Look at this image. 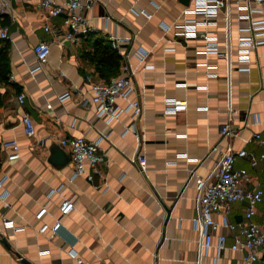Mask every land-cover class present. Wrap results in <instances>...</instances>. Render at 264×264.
<instances>
[{"label": "crops", "instance_id": "obj_1", "mask_svg": "<svg viewBox=\"0 0 264 264\" xmlns=\"http://www.w3.org/2000/svg\"><path fill=\"white\" fill-rule=\"evenodd\" d=\"M189 1L91 0L84 15L92 29L70 42L64 36L67 27L63 15L48 18L39 0H12V8L4 15L9 38L0 44L7 48L9 64L8 80L0 81V177L7 176L9 207L0 200V214L13 219L16 226L26 227L14 232L3 228L0 220V264H77L70 249L85 264H198L199 234L192 221L195 177H207L229 145L247 151L234 162L235 167L247 170V187L264 191L263 146L247 141L253 132L264 128V45L252 49L249 71L237 69V27L244 22L237 19L234 0H230V94L234 112L229 122L238 128L239 135L221 134V125L228 122L225 56L197 53L200 40H185L176 28L165 31L160 26V22H176ZM133 6L146 9L152 16L146 18ZM47 21L53 24L50 32L44 30ZM225 22L222 10L215 28L221 48L226 40ZM108 33L131 38L122 48L136 68L133 82L142 104L137 126L143 138L141 152L146 157L143 171L131 159L138 148L137 139L131 133L121 134L132 120L131 113H122L107 124L97 117L91 100L87 78L100 77L88 54L94 50L95 40ZM41 40L50 42V53L40 69L30 72L37 64L33 46ZM166 46L174 50H165ZM137 47L150 50L146 63L153 64L152 69L143 70L133 56ZM205 62L217 65L216 77L205 75ZM202 85L207 88H196ZM68 90H78L79 94L59 102L57 96ZM21 92L25 97L19 104L17 94ZM135 97L136 92L129 94V98ZM165 97L186 100V110L164 115ZM117 102L125 105L127 101L118 98ZM200 106L207 110L198 109ZM25 112L34 123L31 138L26 137L21 122ZM253 115L259 117V123L254 122ZM107 133L100 143L102 159L92 179L81 174L70 180V155L58 144L59 139L84 136L94 140ZM11 138L19 141L20 157L8 161L1 142ZM52 145H58L68 161L59 165L61 154L50 157ZM182 152L192 159L177 157ZM172 160L174 164L166 165ZM85 170L91 169L86 166ZM51 188L58 190L47 201ZM68 197L73 198L74 208L59 216V205ZM44 204L46 211L38 217ZM245 206V201L232 203L230 221L244 219ZM256 209L254 219L260 221L264 201ZM212 215L221 220L220 213ZM57 217L63 225L57 234L38 231L43 222L51 225ZM221 230L214 234L202 264H211ZM225 232L226 248L220 252L219 264L242 263L244 252L229 247L233 232Z\"/></svg>", "mask_w": 264, "mask_h": 264}, {"label": "built area", "instance_id": "obj_2", "mask_svg": "<svg viewBox=\"0 0 264 264\" xmlns=\"http://www.w3.org/2000/svg\"><path fill=\"white\" fill-rule=\"evenodd\" d=\"M230 0H190L185 5L179 18L173 24L160 22L163 30L167 31L171 27L178 30V34L183 39H194L201 41V47L196 51L205 55H223L227 60L226 66V82L227 90V110L228 122L220 127L221 134L231 137L239 135L238 128L230 126V120L234 108L231 103L230 85H231V44L229 36V2ZM237 10V19L243 21L244 24L237 27L238 35L235 45V57L237 69L240 71H249L251 64V51L253 48L264 45V0H234ZM91 0H39V5L45 10L48 18L63 15V24L67 27L64 34L65 38L70 42H76L81 35H85L91 31L92 27L87 22L84 15V10L90 6ZM158 6V5H157ZM12 8V0H0V15L4 16L8 10ZM138 12L142 13L146 18H150L152 13L144 8L138 9L133 6ZM222 10H225V44L221 48L218 34L215 28L218 25V16ZM107 21V17H106ZM44 30L50 32L53 30V24L47 21L44 24ZM9 38V26L0 24V44ZM107 38L110 41L112 48H114L120 55L119 73L111 77L109 80L103 78H92L88 76V82L92 92L91 100L95 104L96 115L103 118L109 124L112 120L118 118L122 113L130 112L132 116L131 122L125 126L122 135L131 133L135 136L138 143V148L132 156V161L137 162L141 171L146 168V157L141 152L142 135L137 126V120L142 114V104L137 94L136 86L133 82V76L136 68L129 62L127 52L123 50L122 44L130 41V37H119L115 33H108ZM165 50H174L173 46L164 47ZM33 51L37 58V64L30 69V72H35L41 68L42 62L48 57L50 53V42L41 40L35 43ZM150 50L137 47L133 50V56L142 65L143 70H150L153 64L146 63ZM205 65V75L207 77H216L218 75L217 65L203 63ZM186 86V83L178 84ZM198 89H206V85L196 86ZM136 92L135 98H129V94ZM74 94H79L78 90H68L57 96L59 102H62ZM24 93L17 94V102L22 104L24 102ZM118 98L125 99V105L117 102ZM163 114L172 115L178 111H184L187 108L186 100H178L171 97L163 99ZM48 107H51L48 104ZM200 110H207L206 106L198 107ZM255 123H259V117L253 115ZM21 122L24 127L26 137L31 138L35 133L34 123L30 115L25 112L21 117ZM107 134H101L98 138L90 140L84 136L61 137L58 144L61 147L67 148L70 155V162L72 164V173L69 177L74 180L78 175L85 174L88 180L92 179L93 172L98 171V163L102 159L100 152V143L108 137ZM183 137L184 134H177ZM247 141H254L258 145L263 146L260 153V158L264 159V128L255 131L247 139ZM1 148L6 153V160L12 161L20 157L19 141L16 138L7 139L1 142ZM245 148L235 150L231 145L221 153L218 162L211 170L207 177L196 176V196H195V215L192 218L193 226L198 231V264L201 259L208 253L209 248L213 245V236L217 233L215 241L216 253L212 257L211 264H219L220 252L226 248L227 235L225 230L233 232V242L229 245L232 250H242L244 252L242 263L251 264L253 262H261L264 264V218L260 221L254 219L257 213L256 206L258 203L264 201V191L258 187L248 188L249 174L244 168H237L234 162L237 157L246 156ZM177 157H183L187 160L189 158L187 153L182 152L177 154ZM175 160L166 161V165L174 164ZM86 166H89L90 171H86ZM7 176L3 174L0 177V200L4 207L8 208L9 203L7 197L9 190L5 185ZM58 189L51 188L47 193V201L52 194ZM46 201V202H47ZM237 201H245L244 219L232 222L228 218L231 205ZM46 204H44L39 212L38 217L46 211ZM74 208L72 197L64 198L59 205V216L68 214ZM213 213H220L221 220L214 219ZM1 226L3 228L11 229L14 232L23 231L25 225L16 226L13 219L0 214ZM63 228L60 217H57L53 224L43 222L38 231L43 233L49 230L52 234H57ZM47 251H39V254H45ZM69 253L74 257L77 264H85L78 257L74 249H70ZM94 264H105L104 262H97Z\"/></svg>", "mask_w": 264, "mask_h": 264}, {"label": "trees", "instance_id": "obj_3", "mask_svg": "<svg viewBox=\"0 0 264 264\" xmlns=\"http://www.w3.org/2000/svg\"><path fill=\"white\" fill-rule=\"evenodd\" d=\"M0 24H5V16L0 15ZM88 58L94 63L97 75L100 78L109 80L119 73L120 55L112 48L107 36L99 37L95 40L94 50L88 54ZM9 64L7 48L0 47V81L8 80ZM1 103V98H0Z\"/></svg>", "mask_w": 264, "mask_h": 264}, {"label": "water", "instance_id": "obj_4", "mask_svg": "<svg viewBox=\"0 0 264 264\" xmlns=\"http://www.w3.org/2000/svg\"><path fill=\"white\" fill-rule=\"evenodd\" d=\"M187 3H188V2H187ZM187 3H186V4H187ZM50 152H51L50 157H54V158H55L56 155H59V156H60V154L62 155V158H61L60 162L58 163L59 165L65 163L66 161H68V156H67L66 154H63V153H62V149H61L58 145H52V147H51V149H50ZM21 260H22L23 262L26 261V260L23 259V258H21Z\"/></svg>", "mask_w": 264, "mask_h": 264}]
</instances>
